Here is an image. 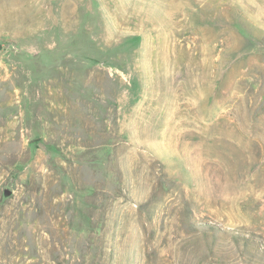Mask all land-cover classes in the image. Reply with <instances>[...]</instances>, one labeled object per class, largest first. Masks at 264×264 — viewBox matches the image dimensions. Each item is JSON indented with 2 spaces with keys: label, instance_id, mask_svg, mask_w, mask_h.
Masks as SVG:
<instances>
[{
  "label": "rangeland",
  "instance_id": "obj_1",
  "mask_svg": "<svg viewBox=\"0 0 264 264\" xmlns=\"http://www.w3.org/2000/svg\"><path fill=\"white\" fill-rule=\"evenodd\" d=\"M0 264H264V0H0Z\"/></svg>",
  "mask_w": 264,
  "mask_h": 264
}]
</instances>
